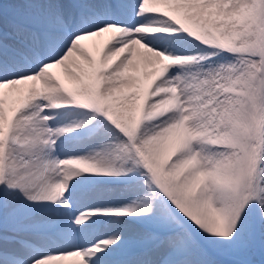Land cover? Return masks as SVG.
Returning a JSON list of instances; mask_svg holds the SVG:
<instances>
[{
    "label": "snow or ice",
    "instance_id": "1",
    "mask_svg": "<svg viewBox=\"0 0 264 264\" xmlns=\"http://www.w3.org/2000/svg\"><path fill=\"white\" fill-rule=\"evenodd\" d=\"M0 264H264V0H0Z\"/></svg>",
    "mask_w": 264,
    "mask_h": 264
},
{
    "label": "bare ground",
    "instance_id": "2",
    "mask_svg": "<svg viewBox=\"0 0 264 264\" xmlns=\"http://www.w3.org/2000/svg\"><path fill=\"white\" fill-rule=\"evenodd\" d=\"M89 46L93 45V41H89L88 42ZM53 71L57 72L58 74H62V70L61 69H53Z\"/></svg>",
    "mask_w": 264,
    "mask_h": 264
}]
</instances>
